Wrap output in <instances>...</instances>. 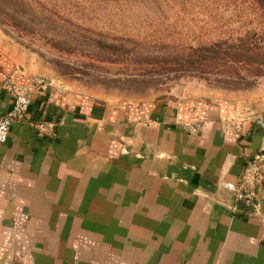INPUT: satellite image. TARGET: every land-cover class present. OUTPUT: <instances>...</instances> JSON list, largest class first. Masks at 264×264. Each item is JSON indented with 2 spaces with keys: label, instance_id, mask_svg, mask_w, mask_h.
I'll return each mask as SVG.
<instances>
[{
  "label": "crops",
  "instance_id": "0c3cea01",
  "mask_svg": "<svg viewBox=\"0 0 264 264\" xmlns=\"http://www.w3.org/2000/svg\"><path fill=\"white\" fill-rule=\"evenodd\" d=\"M39 75L0 30V115L14 102L5 79ZM245 91L156 101L33 87L0 143V264H264V162L257 208L239 212L233 191L264 153V100Z\"/></svg>",
  "mask_w": 264,
  "mask_h": 264
},
{
  "label": "rangeland",
  "instance_id": "374dc122",
  "mask_svg": "<svg viewBox=\"0 0 264 264\" xmlns=\"http://www.w3.org/2000/svg\"><path fill=\"white\" fill-rule=\"evenodd\" d=\"M10 11L0 30L46 81L109 100H264L257 0H23Z\"/></svg>",
  "mask_w": 264,
  "mask_h": 264
},
{
  "label": "built area",
  "instance_id": "2783aa9c",
  "mask_svg": "<svg viewBox=\"0 0 264 264\" xmlns=\"http://www.w3.org/2000/svg\"><path fill=\"white\" fill-rule=\"evenodd\" d=\"M46 83L44 78L36 77L27 85H21L10 78L5 79L4 87L12 94L14 102L10 109L0 115V143H7L11 126L16 121L25 118L29 111L32 99V88L43 86ZM257 123L264 129V111L256 117ZM185 126L191 132L199 130V124L186 123ZM264 162V153L256 152L251 159L249 166L244 171V176L233 186L236 200L244 202L247 206L257 208L255 187L261 182V165ZM239 203L237 210L242 212ZM252 212V211H250Z\"/></svg>",
  "mask_w": 264,
  "mask_h": 264
},
{
  "label": "trees",
  "instance_id": "16d2710c",
  "mask_svg": "<svg viewBox=\"0 0 264 264\" xmlns=\"http://www.w3.org/2000/svg\"><path fill=\"white\" fill-rule=\"evenodd\" d=\"M262 2L264 3V0H257V5L259 6V8H264V4H262ZM21 6H23V0H0V16L6 18L7 16L12 14L10 10H19ZM106 43L108 47L117 48L118 46L116 43L113 42ZM239 207L243 214L249 213L251 211V208L247 206L244 202H240Z\"/></svg>",
  "mask_w": 264,
  "mask_h": 264
}]
</instances>
